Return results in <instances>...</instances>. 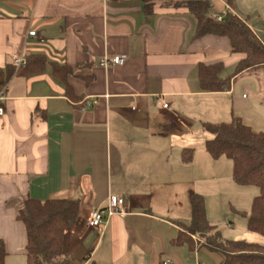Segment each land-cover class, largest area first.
Segmentation results:
<instances>
[{
	"label": "crops",
	"instance_id": "1",
	"mask_svg": "<svg viewBox=\"0 0 264 264\" xmlns=\"http://www.w3.org/2000/svg\"><path fill=\"white\" fill-rule=\"evenodd\" d=\"M159 2L146 14L144 0H0V67L28 52L71 67L66 81L47 65L6 85L0 119L6 264L25 256V230L15 217L28 196L79 200L63 241L74 264H219L215 252L172 243L178 223L190 221L186 201L195 181L182 150L192 148L198 125L231 115L264 131V91L259 74L248 70L232 74L229 90L202 91L198 63L221 61L224 69L241 55L225 37H196L188 10ZM209 3L214 16L248 13L240 0ZM246 22L260 37L261 29ZM120 54L122 65L98 64ZM110 195L125 213L86 228Z\"/></svg>",
	"mask_w": 264,
	"mask_h": 264
},
{
	"label": "trees",
	"instance_id": "2",
	"mask_svg": "<svg viewBox=\"0 0 264 264\" xmlns=\"http://www.w3.org/2000/svg\"><path fill=\"white\" fill-rule=\"evenodd\" d=\"M159 3L165 8H185L195 21V36L215 35L229 41L232 53L241 55L234 67V76L243 71H260L259 83L264 91V41L252 30L245 19L233 13H225L222 21L210 14L209 0H144L146 14ZM50 65L53 74L66 81L71 67L50 61L43 53L28 52L25 63L13 62L0 67V89L14 76H32ZM223 63L200 62L197 65L199 87L204 92L229 90L234 76L222 77ZM68 94L72 91L69 88ZM205 131L212 135L206 139V150L213 158L226 156L232 162V178L238 184L255 185L247 228L264 236V131L254 129L241 117L233 116L229 122H203ZM192 148L182 150V159H192ZM191 217L187 223L179 222L180 230L172 243L186 245L190 250L205 248L220 256L219 264H264V245L243 240H226L219 229L206 217L204 198L190 191ZM77 198L38 199L28 196L16 214L25 230L24 247L26 264H74L63 250L65 233L78 217ZM193 236L197 240L193 239ZM5 243L0 239V264H6ZM85 260V259H84ZM86 264H95L90 261Z\"/></svg>",
	"mask_w": 264,
	"mask_h": 264
},
{
	"label": "rangeland",
	"instance_id": "3",
	"mask_svg": "<svg viewBox=\"0 0 264 264\" xmlns=\"http://www.w3.org/2000/svg\"><path fill=\"white\" fill-rule=\"evenodd\" d=\"M240 1L243 2V6L248 13L239 11L238 14L251 25L261 29L258 34L264 41V27L261 24L264 20V0ZM250 11L253 13H250ZM247 14L250 16L249 18ZM234 67V65L225 66L221 76H232ZM249 73L260 74L261 72L256 70L249 71ZM232 119L233 116L231 115L222 121L229 122ZM211 137L212 135L204 130L202 124L198 125L193 131L189 145L193 149L192 159L187 165L192 169L195 181L189 188L191 191L202 195L206 217L212 225L218 227L223 239L243 240L264 245V236L247 228V217L250 213L252 200L258 193V188L255 185L236 183L232 178L231 160L224 155L213 158L209 154L205 147V141ZM187 196L186 209L188 210L186 211L190 212L189 193ZM193 239L197 240L195 236H193ZM213 255L218 257V261L220 260L217 254ZM8 264H25L24 254L22 256H10Z\"/></svg>",
	"mask_w": 264,
	"mask_h": 264
},
{
	"label": "built area",
	"instance_id": "4",
	"mask_svg": "<svg viewBox=\"0 0 264 264\" xmlns=\"http://www.w3.org/2000/svg\"><path fill=\"white\" fill-rule=\"evenodd\" d=\"M223 18H224V15H216L215 16V19L217 21H222ZM261 24L264 27V20H262ZM28 35L29 36H35L36 32L34 30H30V31H28ZM42 40L43 39H40L41 42H42ZM125 58H126L125 54L115 55L112 57L104 56V57L99 59L98 64L100 66H103V67H106L110 64L122 65L125 61ZM12 61L17 66L23 65L25 63V56L22 53L17 54V55L15 54L12 57ZM6 94H7L6 86H4L3 88L0 89V119H2V117L5 114V107L3 105V100L6 99V97H7ZM243 96L245 97L246 95L243 94ZM162 106L164 108H167L168 104L163 103ZM114 213H119L120 215H123L125 213V211L122 208L121 201L116 199V197H114L113 195H110L108 197V203L105 207H103V208L99 207V208H96L93 210L90 217L86 220V228H88V229L98 228L106 217H109L110 215H112ZM161 264H171V261H170V259H165L161 262Z\"/></svg>",
	"mask_w": 264,
	"mask_h": 264
}]
</instances>
